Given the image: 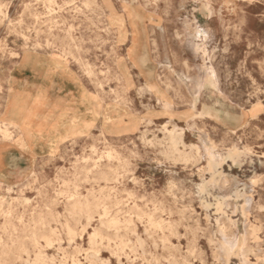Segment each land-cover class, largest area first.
I'll return each mask as SVG.
<instances>
[{
    "label": "rangeland",
    "instance_id": "374dc122",
    "mask_svg": "<svg viewBox=\"0 0 264 264\" xmlns=\"http://www.w3.org/2000/svg\"><path fill=\"white\" fill-rule=\"evenodd\" d=\"M38 263L264 264V0H0V264Z\"/></svg>",
    "mask_w": 264,
    "mask_h": 264
},
{
    "label": "bare ground",
    "instance_id": "6f19581e",
    "mask_svg": "<svg viewBox=\"0 0 264 264\" xmlns=\"http://www.w3.org/2000/svg\"><path fill=\"white\" fill-rule=\"evenodd\" d=\"M109 22V21H108ZM116 42V41H115ZM213 154L212 153H209V155H208V168H207V170L208 171H212V164H211V161H210V157L212 156ZM248 192V191H247ZM249 205V204H248ZM242 213V212H241ZM245 216V215H244ZM223 223V222H222ZM210 225V224H209ZM210 228V227H209ZM222 228V227H221ZM216 239V238H215ZM218 239V238H217ZM225 249H227L226 247H225ZM228 251V250H227ZM245 262V261H244ZM38 264H41V263H38Z\"/></svg>",
    "mask_w": 264,
    "mask_h": 264
}]
</instances>
